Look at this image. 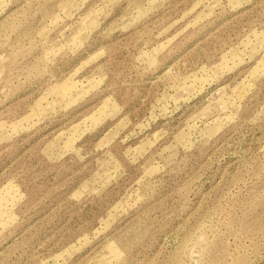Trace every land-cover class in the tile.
Here are the masks:
<instances>
[{"label":"rangeland","instance_id":"rangeland-1","mask_svg":"<svg viewBox=\"0 0 264 264\" xmlns=\"http://www.w3.org/2000/svg\"><path fill=\"white\" fill-rule=\"evenodd\" d=\"M0 264H264V0H0Z\"/></svg>","mask_w":264,"mask_h":264}]
</instances>
